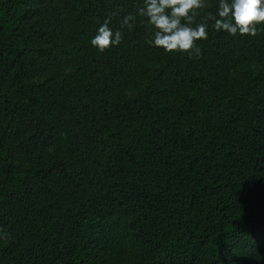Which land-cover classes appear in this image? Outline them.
Listing matches in <instances>:
<instances>
[{"label": "trees", "instance_id": "1", "mask_svg": "<svg viewBox=\"0 0 264 264\" xmlns=\"http://www.w3.org/2000/svg\"><path fill=\"white\" fill-rule=\"evenodd\" d=\"M142 6L0 0V264H264V26L165 54Z\"/></svg>", "mask_w": 264, "mask_h": 264}, {"label": "clouds", "instance_id": "2", "mask_svg": "<svg viewBox=\"0 0 264 264\" xmlns=\"http://www.w3.org/2000/svg\"><path fill=\"white\" fill-rule=\"evenodd\" d=\"M209 7L208 0H143L138 14L146 18L151 29L150 45L160 48L165 54L199 56L197 42L208 39L209 21L216 32L235 36H256L264 26V0H218L216 14L206 13L200 21L201 10ZM115 15V13H113ZM136 13L125 15L121 28L135 26ZM111 16L106 18L91 40L100 53L122 42L121 30L109 27Z\"/></svg>", "mask_w": 264, "mask_h": 264}]
</instances>
